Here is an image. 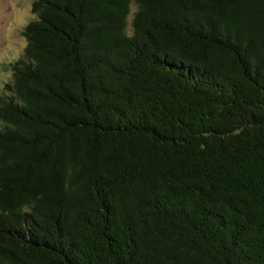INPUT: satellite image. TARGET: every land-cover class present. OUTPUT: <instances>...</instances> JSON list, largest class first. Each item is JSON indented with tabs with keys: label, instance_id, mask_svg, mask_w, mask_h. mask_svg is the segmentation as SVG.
Instances as JSON below:
<instances>
[{
	"label": "trees",
	"instance_id": "1",
	"mask_svg": "<svg viewBox=\"0 0 264 264\" xmlns=\"http://www.w3.org/2000/svg\"><path fill=\"white\" fill-rule=\"evenodd\" d=\"M0 94V264H264V0H34Z\"/></svg>",
	"mask_w": 264,
	"mask_h": 264
},
{
	"label": "rangeland",
	"instance_id": "2",
	"mask_svg": "<svg viewBox=\"0 0 264 264\" xmlns=\"http://www.w3.org/2000/svg\"><path fill=\"white\" fill-rule=\"evenodd\" d=\"M34 0H0V94L10 81L9 65L19 59L25 47L24 26L34 19Z\"/></svg>",
	"mask_w": 264,
	"mask_h": 264
}]
</instances>
